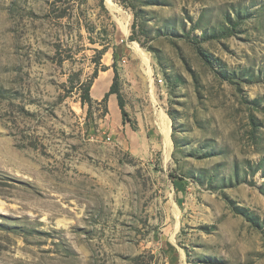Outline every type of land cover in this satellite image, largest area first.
Masks as SVG:
<instances>
[{
  "label": "rangeland",
  "instance_id": "rangeland-1",
  "mask_svg": "<svg viewBox=\"0 0 264 264\" xmlns=\"http://www.w3.org/2000/svg\"><path fill=\"white\" fill-rule=\"evenodd\" d=\"M0 264H264V0H0Z\"/></svg>",
  "mask_w": 264,
  "mask_h": 264
},
{
  "label": "trees",
  "instance_id": "trees-1",
  "mask_svg": "<svg viewBox=\"0 0 264 264\" xmlns=\"http://www.w3.org/2000/svg\"><path fill=\"white\" fill-rule=\"evenodd\" d=\"M115 94H116L117 97H118L119 107H120V109H121V111H122L123 116L125 117V116L127 115V113H126V111H125V106H124V102H123L122 96H121V94H120L119 89L117 88V82H116V81H115L114 84L112 85L110 91H109L108 93H106V95H105V97H104V99H103V102H107L108 99H109V97H110L111 95H115ZM85 101H87V102H91V101H92V98H91V96H90V94H89L88 91L86 92Z\"/></svg>",
  "mask_w": 264,
  "mask_h": 264
},
{
  "label": "bare ground",
  "instance_id": "bare-ground-1",
  "mask_svg": "<svg viewBox=\"0 0 264 264\" xmlns=\"http://www.w3.org/2000/svg\"><path fill=\"white\" fill-rule=\"evenodd\" d=\"M126 30V32H127V29H126V26L124 27V31ZM144 60H145V62L147 63V60L144 58ZM143 60V61H144ZM164 116V115H163ZM165 117V116H164ZM162 119V118H161ZM163 124H164V126H165V128L167 129V127H166V120H163ZM167 134H168V132H166Z\"/></svg>",
  "mask_w": 264,
  "mask_h": 264
},
{
  "label": "crops",
  "instance_id": "crops-1",
  "mask_svg": "<svg viewBox=\"0 0 264 264\" xmlns=\"http://www.w3.org/2000/svg\"><path fill=\"white\" fill-rule=\"evenodd\" d=\"M101 95H99L98 97H96V99L99 101L101 98H100ZM112 97L110 98V101L112 100V98L115 96V95H111Z\"/></svg>",
  "mask_w": 264,
  "mask_h": 264
}]
</instances>
